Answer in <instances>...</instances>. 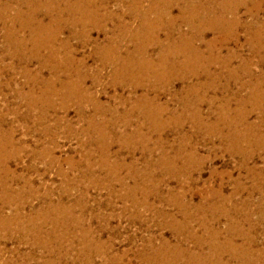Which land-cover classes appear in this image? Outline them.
Masks as SVG:
<instances>
[{"label":"rangeland","instance_id":"obj_1","mask_svg":"<svg viewBox=\"0 0 264 264\" xmlns=\"http://www.w3.org/2000/svg\"><path fill=\"white\" fill-rule=\"evenodd\" d=\"M231 1L211 5L214 15L237 22L231 39L221 43L225 31L207 28L187 61L172 49L170 60L179 61L172 66L185 63L187 73L155 86L160 67L141 61L155 58L159 46L138 40L144 33L131 0H71L72 11L60 16L9 0L0 12V264H205L208 257L237 264L228 240L242 246L243 264H264V0ZM172 7L173 30L189 35V9L179 0ZM18 9L28 23L23 30L13 23ZM47 14L57 20L53 41L35 33L38 23L53 30ZM94 14L103 18L99 28L72 25ZM165 23L152 27L163 46ZM98 46L109 50L108 61ZM121 68L141 85L114 79ZM255 86L257 107L243 103ZM81 111L93 118L91 132ZM233 111L249 113L255 127L220 122H236Z\"/></svg>","mask_w":264,"mask_h":264},{"label":"bare ground","instance_id":"obj_2","mask_svg":"<svg viewBox=\"0 0 264 264\" xmlns=\"http://www.w3.org/2000/svg\"><path fill=\"white\" fill-rule=\"evenodd\" d=\"M5 1V4L2 3L1 1V5H2V8H0V12L1 14H3V12H5V10H7V7H8V2L9 0H4ZM71 0H11V2L15 3V5L17 6H21V7H24V8H27L28 11L32 10L30 8V4H34V2H36L37 4L39 3L41 5V7H45L46 9L48 8V13H51V12H56L58 14V16H60V14L62 15V13H70L72 10L71 6V3H70ZM146 2L147 3V8L145 7H142L141 4L143 2ZM178 0H131V5H130V11L131 13L134 14V16H136L137 20H138V29L137 30H141L142 29V33H144L141 38L139 36L138 40L139 41H142L143 43V46L144 47H147V46H151L152 44L154 45H158L159 46V51L156 53V57L151 59V58H148L146 59H143L141 62H142V65L146 66V68H151L153 69L154 67L152 66L153 65V61L151 60H154V63L157 64L159 67H160V70L158 69H155L154 70V75L156 77V80L155 82H157L155 84V86L157 84H160L162 83V79H164L165 77H172L173 80L174 78H177L178 75L182 76V75H185L187 73L186 70L187 69V65L185 63L181 64V66L179 68H175L172 66V64L175 65V62H179V61H175V57H174V54H173V57L172 59L170 60V55L172 54V49H176L178 48L177 51H180L182 52V55L184 56V59L187 61V52H188V49H190L191 45L193 44L194 40L196 39H203V36H204V33L203 31L207 30V28L209 30H219L218 28L220 27L222 30H224L225 32H223L224 34L220 37H223V39H221V43H226L227 41H229V39H231V35L233 33V31L231 29H233L234 25L237 24V22L234 20L233 22H230L228 23V21L223 17V15H214V6H211L213 3H214V0H179L182 4H184V7H182V9L184 10L185 8L189 9V12L192 14L190 17H186V20H185V16H184V13H183V10L180 12L179 10V13H178V18H182V20H185L184 22L186 24H189V28L192 32H189L190 34L187 35V34H179V30H173V27L175 26L174 25V18L169 14L171 10H169L170 8H173V2L176 4ZM245 2L246 0H235V1H231V3H235V2ZM253 1V0H251ZM203 2L205 3V5L203 4ZM216 2V1H215ZM229 2V1H228ZM226 2V3H228ZM230 5L232 7L235 6V4H231ZM216 4V3H215ZM218 7L220 8L222 5L224 4H219V2L217 3ZM35 5V4H34ZM39 5V6H40ZM159 6V7H158ZM36 7V6H35ZM181 7V6H180ZM227 7V6H226ZM213 8V9H212ZM217 8V7H215ZM224 8H225V5H224ZM235 8V7H234ZM34 9V8H33ZM42 9V8H40ZM218 10V9H217ZM222 10H223V7H222ZM221 10V11H222ZM230 10V8H229ZM231 10H234L233 8ZM47 11V10H46ZM35 12V11H34ZM37 12V11H36ZM45 12V11H44ZM53 12V13H54ZM188 12V10H187ZM186 12V13H187ZM224 12V11H223ZM231 12V11H230ZM46 14V12H45ZM97 14V13H96ZM96 14H94V16H91V17H87L85 18L84 20L83 19H73L72 20V25H80V24H84V23H90L92 25V27L94 28H99L101 22L103 21V18L102 17H98ZM150 14H154L155 15V20H152L153 22H150L149 21L147 22L146 19L149 17L146 18L147 15H150ZM15 17L13 19V23L16 22L19 26V29L23 30V29H26L28 28V23L26 24V22H24V18L22 20V17L24 16V13L18 9L16 10L15 12ZM30 15V14H29ZM32 15V13H31ZM30 15V17H31ZM202 15V16H201ZM38 16V15H37ZM45 16H48L49 17V24L53 26V30H41L43 28V26L41 25V23H38L36 25V28H35V33H37L38 35H46V36H49L50 38V41L54 40L55 39V35L57 34L56 31L58 29V27L55 25L57 20H55V18H52L49 14L45 15ZM177 16V15H176ZM27 17V16H26ZM35 19L36 16H34ZM154 17V16H153ZM168 19H167V18ZM33 18V17H32ZM61 18V17H60ZM256 18V17H254ZM58 19V18H57ZM162 19H165L166 20V25L167 27L169 28V30H165V40H166V46H163L161 44V41L159 40L158 36H156L154 33L156 31L152 30V27L161 22ZM55 20V21H54ZM87 20V22L85 21ZM258 20V19H257ZM29 21V20H28ZM33 21V20H32ZM31 21V22H32ZM54 21V22H53ZM70 21V20H69ZM151 21V19H150ZM30 22V23H31ZM35 22V21H34ZM53 22V23H52ZM59 22V20H58ZM181 22V21H180ZM36 23V22H35ZM55 23V24H54ZM69 23V22H68ZM154 23V25H153ZM58 24V23H57ZM163 24V22H162ZM178 24V23H177ZM256 24V22L254 23ZM90 25V26H91ZM35 26V25H34ZM89 26V27H90ZM160 26V25H159ZM230 26V27H229ZM252 26V25H250ZM32 27V26H31ZM45 27V26H44ZM61 27V26H60ZM125 27V26H124ZM157 27V25H156ZM48 28V27H47ZM73 28V27H72ZM172 28V30H171ZM253 28V26H252ZM33 29V28H32ZM148 29V30H147ZM158 29V28H157ZM161 29V28H160ZM15 28L14 26L11 28H9L7 30V32L10 34V32L12 33V31H14ZM254 30V29H252ZM83 31L85 32V35L83 33ZM95 31H102V30H95ZM157 31H160V30H157ZM58 32V31H57ZM75 32V31H74ZM90 32V31H89ZM129 32V31H128ZM177 32V33H176ZM56 33V34H55ZM59 33V32H58ZM177 34V37L174 38V34ZM74 37H76L77 35H84L85 37L87 36L88 37V32L87 30H81L79 31V33L77 34L76 33H72ZM77 34V35H76ZM219 34V33H218ZM255 34V32L253 33V35ZM11 35V34H10ZM259 33L256 32L255 34V37L259 38ZM234 37V36H233ZM78 38V37H77ZM263 38V37H262ZM235 39V38H234ZM249 40V39H248ZM258 40V39H257ZM108 42L106 43V45H109L112 43L113 39H109L107 40ZM214 42V41H213ZM218 42V40H217ZM251 42V41H250ZM163 43V42H162ZM208 43V42H207ZM215 43V42H214ZM253 43V42H252ZM257 44H259V40L257 41ZM209 46L213 45V43H209L208 44ZM207 45V46H208ZM208 46V48H210ZM99 48V49H98ZM140 48V47H139ZM98 50H100V52L98 54H100V57L101 59H106L107 61L109 60L107 58V53L109 52V50L106 48L105 50H103L102 48L100 49V47L98 46L97 47ZM147 49V48H145ZM144 49V51H145ZM186 50L183 51V50ZM97 52V51H96ZM146 53V51H145ZM191 54V53H190ZM196 54V53H195ZM191 57V55H189ZM196 56H198L196 54ZM195 56V57H196ZM53 59V57H50V61ZM48 60V59H47ZM125 60V59H124ZM53 61V60H52ZM123 61V60H122ZM228 61V59L226 60ZM126 62V61H125ZM168 62L170 63L171 62V66L170 68H168V66H166L168 64ZM182 62V61H181ZM58 64V63H57ZM225 64H227L225 62ZM56 64H51L50 65V68L53 72V74H56V72L58 71ZM62 66H65V65H62ZM190 67V66H189ZM167 68L169 70H167ZM65 70V69H64ZM192 73H196L195 70H192L191 71ZM231 75L232 76H235L234 72H231ZM230 75V76H231ZM67 76H70L69 74ZM113 78H117L118 76H122V77H128L130 78L129 79V82L132 83L133 87H138L140 86L141 84H139V81H137L138 79H136V75L133 73V71L127 73L124 71H122V68H121V71H115L114 74H113ZM135 76V77H134ZM55 77V76H54ZM59 78V77H58ZM179 78H182V77H179ZM177 78V79H179ZM233 78V77H232ZM68 79L70 80V77H68ZM67 79V81H62L60 79H56L55 81H59V83L61 84V86L63 85V87H67V86H70L71 88L73 86H71L70 84V81ZM54 80V79H53ZM66 80V79H65ZM135 81V82H134ZM170 81V80H169ZM168 81V82H169ZM215 81V80H214ZM154 82V83H155ZM187 82V81H186ZM153 83V84H154ZM255 84V83H254ZM253 85V84H252ZM164 86V85H163ZM159 87V86H158ZM165 87V86H164ZM74 88V87H73ZM151 89V88H150ZM156 89V88H155ZM153 90V89H152ZM165 90V88H164ZM225 90V89H224ZM223 90V91H224ZM184 91V90H183ZM259 91L258 88L255 86V87H252L250 89V98H247L245 100H243V103L246 104V103H250L252 104L253 103V106L255 105V107L257 106H260V103L259 102H253L255 100V96L254 94ZM156 92V91H155ZM160 93V92H159ZM158 93V94H159ZM186 94H193V90L190 88L189 90L185 91ZM196 94V93H195ZM194 94V95H195ZM253 96V97H252ZM187 98V97H186ZM252 99V101H251ZM140 100V101H139ZM154 100V99H153ZM139 102H143V103H149L144 96H140L139 99H138ZM189 101V100H188ZM226 101V100H225ZM224 101V102H225ZM240 101V100H239ZM179 102H182L183 103V107L187 105V101L186 99L182 98V99H179ZM191 103V102H190ZM229 103V102H228ZM239 104V103H238ZM237 104V105H238ZM138 106L139 104L138 103H135L134 102V105L133 107L135 108V106ZM229 105V104H228ZM241 105V104H240ZM249 105V104H248ZM142 106V105H141ZM187 107V106H186ZM252 107V106H251ZM263 107V106H262ZM137 108V107H136ZM145 107H143L144 109ZM147 108V107H146ZM151 108V107H150ZM162 108V107H161ZM261 108V107H260ZM98 109V108H97ZM156 109V108H155ZM184 109V108H183ZM226 109V108H225ZM136 110V109H135ZM224 110V109H223ZM157 111V110H156ZM228 111V110H227ZM183 112V111H182ZM235 112V111H233ZM261 112V111H260ZM80 113V118H82V120L84 121L85 123V131H90L93 130L95 123L93 122V118H89V119H84L83 118V113L82 111L79 112ZM236 113V112H235ZM224 114V113H222ZM249 114V113H248ZM248 114H242V113H236V116L233 117V119L236 121V122H233L232 120H230L229 118L227 117H220L219 120L220 122H224V123H229V124H235V123H239V124H243L244 126L246 127H249V128H252V127H255L252 123L248 122ZM264 114V113H263ZM232 117V116H231ZM95 120V118H94ZM215 121V120H214ZM170 122V121H169ZM217 122V121H215ZM123 123H128L127 121L123 122ZM168 123V122H167ZM178 123V122H177ZM113 124V123H112ZM202 124V123H201ZM207 124V123H206ZM104 125V124H103ZM214 124H212L213 126ZM242 126V125H241ZM264 126V125H263ZM104 127V126H103ZM215 127V126H214ZM214 127H211L210 129L212 131H216V128L214 129ZM245 127V128H246ZM230 128V127H229ZM243 128V129H245ZM209 130V128H207ZM253 129V128H252ZM250 131V130H249ZM210 132V131H208ZM247 132V131H246ZM253 132V131H252ZM136 133V132H135ZM138 133V132H137ZM221 133V132H220ZM210 134V133H209ZM243 134V133H242ZM241 134V135H242ZM248 134V133H247ZM132 135V134H131ZM137 135V134H136ZM128 136V135H127ZM130 136V135H129ZM239 137V136H238ZM248 137V136H247ZM137 138V137H136ZM143 138V137H142ZM245 139V138H244ZM235 140V139H234ZM243 140V139H242ZM123 141V140H122ZM236 141V140H235ZM247 141V140H246ZM249 141V140H248ZM255 143V142H254ZM236 146V145H235ZM232 149V147H231ZM236 149V148H235ZM249 151V150H248ZM238 152V151H237ZM241 154V153H240ZM243 156V155H242ZM248 157V156H247ZM166 160V159H165ZM149 163V162H148ZM153 163V162H152ZM169 170V169H168ZM258 172V171H257ZM171 173V172H169ZM257 174V173H256ZM136 179V178H135ZM136 189V188H135ZM262 197V196H261ZM261 200V199H260ZM222 202V201H221ZM261 203V202H260ZM222 205V204H221ZM202 206H205L204 204H200L199 205V208H201ZM210 207V206H209ZM204 209V208H203ZM235 209V208H234ZM211 211H215V206L213 209H211ZM230 211V210H229ZM228 212V211H227ZM41 213V212H40ZM214 213V212H213ZM225 213V212H224ZM43 214V213H42ZM45 214V213H44ZM47 214V213H46ZM228 214V213H227ZM49 215V214H48ZM220 215V214H219ZM50 216V215H49ZM38 217V216H37ZM34 218V217H33ZM46 220V219H45ZM30 222V221H29ZM2 223V222H1ZM57 224V223H56ZM30 225V224H29ZM18 230H25L24 227L21 225L20 227H18ZM210 233V232H209ZM20 234V233H18ZM86 236V235H85ZM211 238V237H210ZM66 239V238H65ZM24 240V239H23ZM39 240V239H38ZM211 241V240H210ZM35 242V241H34ZM53 242V241H52ZM55 242V241H54ZM42 243V242H41ZM226 248H229V254H230V257L231 259H233L237 264H243L244 261H247L246 260V257H240L237 256V252L240 251L242 248V246L240 247V245H234L233 243L230 244L229 240L227 242H225ZM198 244V243H197ZM248 244V243H247ZM63 245V244H62ZM214 246V245H213ZM44 247V246H42ZM54 247V246H53ZM220 247V246H218ZM46 248V247H45ZM217 248V246H216ZM226 248H223V249H226ZM56 249V248H55ZM63 250V249H62ZM213 251V250H212ZM215 251V250H214ZM228 251V249H227ZM53 252V251H52ZM59 252V251H57ZM99 252V251H98ZM225 252V251H223ZM211 253V252H210ZM217 253V252H216ZM226 253V252H225ZM243 253V252H242ZM245 253V252H244ZM222 254V253H221ZM239 254V253H238ZM81 255V254H80ZM193 255V254H192ZM207 255V254H206ZM211 256V254H210ZM202 259V258H201ZM226 259V258H225ZM49 260V259H48ZM194 260V259H193ZM197 260V259H196ZM232 260V261H233ZM192 262V261H190ZM197 262V261H196ZM198 262H201L198 260ZM205 264H219V261H213L211 257H208V258H205L204 260ZM86 263V262H85ZM89 262H87L88 264ZM221 263V262H220ZM247 263V262H246ZM92 264V263H91ZM197 264V263H196ZM203 264V263H202Z\"/></svg>","mask_w":264,"mask_h":264}]
</instances>
